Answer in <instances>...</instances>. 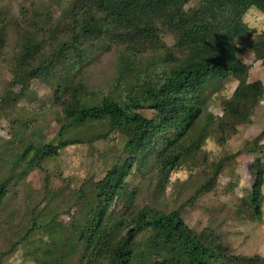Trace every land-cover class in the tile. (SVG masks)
Here are the masks:
<instances>
[{"label":"trees","instance_id":"16d2710c","mask_svg":"<svg viewBox=\"0 0 264 264\" xmlns=\"http://www.w3.org/2000/svg\"><path fill=\"white\" fill-rule=\"evenodd\" d=\"M190 2L18 0L10 9L0 0V67L12 72L9 82L0 75V114L12 131L27 120L33 122L25 127L36 123L18 117L33 83L47 87L50 104L60 110L52 142L24 145L22 132L9 138L17 144H0V264L39 228L59 243L60 257L50 264H264V257L234 255L213 230L189 228L183 207L167 213L142 207L123 216L110 211L112 202L129 195L126 179L134 166H145L153 157L155 170L166 177L181 164L206 165V140L223 143L235 135L251 122L264 96L260 81L249 82L250 69L235 47L249 39L264 68V31L240 19L252 7L264 12V0H199L186 8ZM163 36L172 38L171 47ZM107 55L118 58L119 76L114 91L100 94L89 89L87 76ZM228 79L237 86L223 100L221 115H214L206 104L207 88ZM110 135L120 137L126 158L100 180L83 182L69 228H60L52 216L61 209L54 204L56 195L49 198L50 217L35 216L20 202L10 208L30 171H43V163L68 146L106 141ZM263 137L264 131L243 152L264 148L258 146ZM223 161L204 166L211 172L186 204L210 191ZM251 171L255 180L245 209L255 219L264 185L261 158ZM43 183L42 191L50 190L47 176ZM26 211L25 236L11 234V226L3 229Z\"/></svg>","mask_w":264,"mask_h":264},{"label":"rangeland","instance_id":"374dc122","mask_svg":"<svg viewBox=\"0 0 264 264\" xmlns=\"http://www.w3.org/2000/svg\"><path fill=\"white\" fill-rule=\"evenodd\" d=\"M18 0H6L7 6ZM199 0H191L186 6L194 7ZM253 8V7H252ZM255 9V8H254ZM257 10V9H256ZM258 33L262 28H251ZM163 42L171 47L173 40L163 36ZM238 59L249 67V82L260 81L264 86V68L255 60L250 49V41L242 40L235 44ZM119 60L116 56L107 55L98 66H95L87 76L89 89L100 94L114 91L118 75ZM1 69L0 75L7 82L11 80L12 72ZM237 83L232 79L210 85L206 91L208 111L220 116L223 100L230 97ZM51 92L41 83L31 85V97L21 102L18 117L22 121L34 118L36 123L27 125L17 124L13 131L8 127L4 116L0 114V144L8 148L9 143H16L9 139L12 134L23 132L22 144L33 140L37 143H48L54 140L59 129L60 110L50 104ZM151 117V113L143 111ZM264 131V96L254 112L251 122L239 127L238 132L226 138L225 142H218L209 138L203 147L206 152V165L223 161L221 172L209 192L199 196L193 202L186 204L192 194L210 173L211 167H194L191 164H181L174 170H169L166 177L159 176L155 170L154 158H148L145 166L133 167L132 175L126 179L129 185V195L122 200H115L110 205V211L117 216L135 212L137 208L150 207L161 212H171L180 207L181 215L189 228L200 231L204 228L220 234L231 252L236 256L264 257V185L260 217L251 219L246 213L245 203L252 190L255 177L251 165L256 158L264 162V148H258L254 153L243 152L252 140ZM264 145V137L258 146ZM161 148L158 144L156 150ZM126 152L122 149V140L117 135H110L106 141H94L91 144H75L66 147L58 157L45 161L43 171L32 170L20 184L18 192L14 194L10 208H15L20 202L28 212L35 216H49V198L56 195L54 204L60 211L55 217L60 228H69L73 214L76 213L73 203L77 192L86 179L100 180L107 170L116 162L124 160ZM46 174V175H45ZM45 176L51 184L50 190L42 191ZM13 205V206H12ZM71 207V208H68ZM19 214L9 222L11 234L22 238L27 232L25 223L28 220ZM7 221V220H4ZM63 232V230L61 229ZM0 232V236L4 235ZM60 257L59 243L46 233L44 228L32 232L31 236L20 242L17 250L6 257L1 264H50ZM54 264V263H52ZM61 264V263H59ZM63 264H68L67 262Z\"/></svg>","mask_w":264,"mask_h":264},{"label":"clouds","instance_id":"9594fccd","mask_svg":"<svg viewBox=\"0 0 264 264\" xmlns=\"http://www.w3.org/2000/svg\"><path fill=\"white\" fill-rule=\"evenodd\" d=\"M241 23L249 28L264 27V12H260L254 8L247 9L241 14Z\"/></svg>","mask_w":264,"mask_h":264}]
</instances>
